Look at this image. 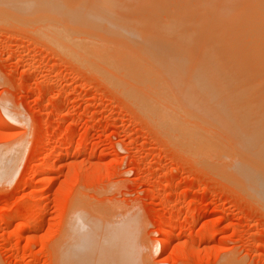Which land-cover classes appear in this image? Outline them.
I'll use <instances>...</instances> for the list:
<instances>
[{
	"label": "rangeland",
	"instance_id": "obj_1",
	"mask_svg": "<svg viewBox=\"0 0 264 264\" xmlns=\"http://www.w3.org/2000/svg\"><path fill=\"white\" fill-rule=\"evenodd\" d=\"M4 1H2L4 4L0 1V264H79L80 262L83 264L84 261L86 264H98L99 261L94 260H99V256L96 257L97 259H94V257L97 255L96 246L98 243H101L98 240L100 237L106 239L109 243L111 242L110 250L113 251V256H116L115 254L117 253L122 256L123 262L119 264L126 263V261V264H264V200L260 199V196L258 197L256 192H253V189H251L253 187L252 183L247 179V174L251 175L250 168L253 167L252 165L255 168V166L260 165L259 162L261 160H264L260 156V153H264V127L262 128L264 123L259 124L263 120L259 118L264 117V114L257 112V109H260L258 111H263L264 113V110H262L264 109V97L262 95H259L261 97L257 99H255V95L252 98L250 97L253 101L251 103L260 102V104L255 105L257 108L255 111L253 110L255 108L253 107L254 104H249V102H247L246 108H239V112L235 110L238 108H228L226 113L229 110L228 114L231 115H225L224 113V116L230 119L229 121L226 119L228 123H225V120L223 121L225 127L216 121L215 117V120L211 121L213 122L211 125H208V122L206 123L208 125L206 128L211 133L208 130L209 135L205 134L202 136L215 138L214 136L217 135L214 139L216 142L212 141L213 144L218 143L217 147L221 146L224 147L225 151L227 150L226 155L222 154V160H215L220 156L215 154L217 158H214L215 155L211 156L209 152L208 154L210 155L207 159L203 158L204 155L208 156L207 153L203 154L201 151H198L201 153L200 155H192L194 153H190L192 150L190 152L187 151L191 147L189 141L184 143V145L188 143L190 145L189 148L177 142L183 136L185 137H183V140H188L187 138L191 137L189 136L190 133L181 135L182 137L178 138V134H176L177 136L174 134L175 140H173V135H170V138H168V135L173 133L171 129L168 132L169 134L166 133L168 130L165 133L161 132L162 130L157 125L155 126V121H153L154 123L151 122L155 115L158 116L157 113L160 116L163 115L162 110L159 109L165 104L166 107L172 98L174 104L172 102L170 103L171 106L168 107H171L170 111H175L174 113L169 111L170 114L175 116L174 119L183 120L182 118L189 112L187 116L189 115L192 118L193 115V122L188 117H185L186 119L183 122L187 121L186 125L189 127L190 125L187 124L189 121L191 125L196 122V128L203 126L198 122L199 117L197 118V115L193 113V106H188L192 105V102L189 103L187 101H193L192 98L195 95H192L193 97L190 99L188 98L189 100H184L186 94L185 92L182 94V90H186V88L178 89L183 85V87H187L186 91L189 92L190 85L186 86V83L177 84L178 81L187 80L184 77H188L186 72L192 67V63L188 61L192 60L189 58H193L194 53L190 54L191 57L186 53L190 52V50H197L196 46H194L193 33L188 28L190 22L183 23L182 25L187 28L184 27L181 30V24L179 26L177 24L174 25V22H176L175 17L178 19L179 15H174L172 19V15L167 14L170 11L166 12V10L171 9L169 7H172V5L176 6L181 0H45L40 1L44 3L39 2L35 7L32 5L34 10L30 9L32 6L30 8L26 7L27 9L24 7L22 3L26 0L20 1L23 7H21V4H17L16 0V2L14 0ZM8 1L12 4L10 2L8 4ZM182 1L185 2V0ZM186 1L185 3L189 4L190 0ZM194 1L192 0V2ZM211 1H213V4L216 2L214 0ZM263 1L253 0L251 3L250 0H246V3H242L245 9L241 7L240 2L237 3L240 6L236 4L237 11L239 9L241 14H243L245 24L252 19V21H257H253L252 23H257L256 25L261 26V29L264 28V20H262L264 19ZM35 2L38 3V1ZM184 2L180 3L184 4ZM163 3L166 4L163 5L164 7H168H165L166 10L162 11V7L155 8ZM15 4L20 5L19 11V6L16 7ZM154 4L157 5L154 7ZM252 4L254 7L257 5L261 6L258 8L253 7L252 9ZM189 5L184 7L187 8ZM37 7L41 8L37 9ZM144 8L147 10L145 9L146 11H144ZM68 9L74 12L75 18L71 14H65V12H69ZM148 9H150L149 12L152 10L157 12V10L161 9V12H165L167 15H163L164 13L162 15L158 14L161 13L160 11L157 14H150V16L156 15L154 18H159V20H156L148 16L146 13ZM178 9L182 10L183 6ZM242 9L245 10V13L249 10V14H245ZM51 10L53 11L52 13H50ZM33 11L36 12L34 13ZM39 11L42 14H39ZM22 12L24 13L22 14ZM171 12H174V10ZM145 13L146 15H144ZM59 14L60 16H58ZM143 15L150 18L142 19ZM60 17L63 19L58 20ZM179 17L183 18L182 16ZM53 18L56 19L57 23L54 22L55 20L51 21ZM164 18L172 19L173 29L169 31L156 29V23ZM236 18L241 19L239 15ZM69 20L71 23H67ZM143 20H145L144 22L148 26L146 27V25H140L139 23L137 27L145 26V30L144 28L140 29H143L144 32H142L143 30H136V24ZM247 20L249 21L247 22ZM152 21L154 23H149ZM262 21L263 24H261ZM59 22L61 24L64 23L71 30H66L68 28L58 24ZM241 22L238 21L237 23ZM74 24L75 27H73ZM129 24L133 25L130 27H132L131 30L136 35L140 33V35L143 34V37L148 36L139 38L140 40L149 38L148 40L152 41L153 36H155L153 33L159 30L160 32L157 31V34L168 32L167 34L170 36L172 33L171 36L175 35L170 39L175 41L177 38L178 42H185L182 46L177 42L176 45L178 48L180 47L178 49L174 45L175 42L168 41L169 37L167 40H160L162 38L161 35H157L160 42L170 44L168 47L166 46L165 50L171 54L173 53V56L177 58V63L174 60L172 62L177 64L175 67L179 68L180 73L177 74V68H170L171 66L174 67L173 64L171 66L167 64L166 66L170 68L169 74L173 73L171 76L180 75L179 78L182 79L177 78L179 80H176V76H174L171 80H176V83L172 85L173 82L169 78L171 76L167 74L166 78L163 76L164 73H160L161 70L165 71V67L161 65L162 69L161 67V70L158 69L159 63L156 62L161 61L160 63L164 64V59L155 60L153 57H162L157 55V51L146 46L145 43H141L139 39L137 41L134 38H130L131 36L126 34V30L130 29L128 27ZM151 27H154L152 29L153 32H146V29H151ZM75 28L79 29V31H76ZM249 28L251 27L249 26ZM260 28L255 30L258 31V34L257 32L255 33L258 37L263 33ZM116 30L117 32L115 33ZM171 30L172 32L169 34ZM255 31H252V33ZM149 32L152 33L148 35ZM164 33L162 36L165 35ZM176 33H179L180 37L179 35L176 36ZM83 34L87 35V37L85 36V40L81 38ZM92 34L94 36L97 35L95 37L97 40L91 36ZM140 35L138 36L141 37ZM189 35L192 36L190 37ZM101 37L105 38L106 41L101 42ZM253 37L254 35L251 38ZM87 38H90L89 42ZM256 38L254 39L256 40ZM262 38L264 39V37ZM180 39L181 41H179ZM242 39L245 42L244 36ZM72 40L80 41H76L75 43ZM91 40L97 42H91ZM134 40L138 42L139 46H143L141 49H144V54L142 53L143 51L139 53L140 49L138 50V48L140 47L133 48L134 45L131 46L136 43ZM250 40L251 42L254 41ZM83 41L87 42L85 46H83ZM107 41L110 42V45ZM98 42L100 45H98ZM130 42L135 43L131 44ZM246 42L245 45L247 44ZM262 42L261 40L260 44ZM54 43H59L60 46ZM88 44H92L91 47ZM114 44L118 45V47L120 46L122 49L113 46ZM189 44L193 48L185 50V48L190 47ZM62 45L66 47H62ZM86 45L89 47L88 49H93L94 45L95 48L93 50L103 48L97 50L103 52L97 55L101 54L99 56L101 57L104 56L103 54L109 53L110 55H107L112 57L109 58L110 60L107 59L105 61L109 64L113 63L111 59H115L118 49L121 50L120 55H124L122 54L123 49H128L127 54L130 52V59L133 54H137L135 53L136 51H139L140 56L142 54V56H145L146 53V56L151 60L149 61L150 64H147L150 65V68L153 67L155 69L154 66H151L153 60L157 64L156 66H158L156 68L158 72L155 74L152 71L156 72V70L152 69L151 71L150 68L145 67L148 66L146 64L147 60L145 63H143L144 60L140 61L142 65H138L139 60L135 59L136 55L133 56L135 57V62H137L135 63L138 65L137 68L132 63L134 59L133 61L130 60L129 56H126L128 59H124V55L121 57H123L125 62L126 60L132 61L128 65H131V63L135 65L133 69L136 67V71H144L145 68L146 71H150L149 74L151 75V77L149 75L147 77L146 71H142L143 73L138 71L139 74L137 72L133 73L135 70L126 73L128 68L125 71L126 67L123 64L125 62L115 61L116 63L119 62L118 67H124L120 68L124 69L123 73L125 71L130 77L135 75L134 78L137 77L136 75L139 76L137 79L130 78L131 80H129V76L126 77V74L117 73L119 68L115 69L116 63H114L116 66L111 63L112 67L114 66V72L105 67L104 61L103 64L105 66L101 64L100 60H104L106 56L99 59L97 55H93L97 51H92L93 54L90 57L91 51L86 49ZM106 46L110 48L108 47V49ZM129 46L135 49V52L134 50L131 51L132 48ZM171 46H173L172 49ZM114 47L118 49L115 50ZM181 47L183 48L181 49ZM257 47L256 49H258ZM85 49L89 51V54H87L88 52ZM253 49L255 50V47ZM104 51L106 52L104 53ZM83 52L84 54L82 55ZM258 52L260 53L261 51ZM159 54L161 53L159 52ZM81 57H86L87 62ZM148 57H143L142 59H148ZM185 58L186 60H184ZM97 60H99L98 64ZM92 63L93 66H91ZM186 63H189V67ZM111 65L107 66L110 67ZM128 65L126 64V66ZM141 68L143 69L141 70ZM104 71L105 73L111 71L112 74L110 72L108 74H111L112 78L106 77L108 75ZM174 71H176V74ZM119 72L121 73V71ZM141 74L146 75L142 77ZM115 75L116 77H114ZM156 75L161 76L163 79H159V76ZM120 76L127 78L126 84L119 79L121 78ZM153 77H156L154 79L159 81L165 78L167 82L162 81L159 83L153 79L143 81L146 84L141 82L145 80L144 78ZM138 78H142L141 83L137 82L139 84L135 83ZM168 80L170 81L168 82ZM129 81L134 82V84L128 83ZM154 81L155 83H152ZM156 83L160 84V86L154 85L153 87L152 84ZM163 83L167 90H164L165 86L162 85ZM142 84L147 88L149 86L152 89L154 88V92L151 88L147 90L141 86ZM175 84L178 86H175ZM230 85L231 82L224 79H219L216 82L217 92H223V95H220L219 99L225 103L229 100L232 102L237 96L241 98L236 93L235 98L232 100L234 96L231 98V94H226L225 90ZM132 87L139 88L133 90ZM173 87L178 88L173 89ZM141 88H144L148 93L151 89L150 92L157 95L158 98L149 95L147 92L141 90ZM135 90L137 91L135 92ZM168 90H170L169 95L173 93L176 97L168 95L170 100L166 101L165 98L168 96L164 95L162 98L161 96L163 92V94H168V92L165 93ZM174 90L176 91L175 93ZM157 91L161 92L158 93ZM142 92L145 96H151L157 102L165 101L164 104L163 102H161L162 104L158 103L160 108L152 110L155 112L154 116L151 115V121L149 120L151 116L148 119L147 115H144L149 110L141 113L144 108L141 109L142 107L140 106V110H142L140 111L139 106L134 101L137 99L136 97L139 98V101L143 99L141 97L144 96ZM129 95H133L131 96L133 99ZM151 97L149 98L151 99ZM149 98H145L146 101L149 100V102L157 104L156 101L154 102L152 99L150 101ZM239 98L234 101H239ZM145 99L141 100L140 103H143L142 101ZM174 100H179L176 103L181 101L182 103H178L181 106L175 104ZM261 103L263 106H259L262 105ZM150 104L153 106L158 105ZM234 104L238 107L237 103ZM172 105H178L176 108L179 110L175 109V106L172 107ZM148 106L150 107V105ZM165 107L162 109L168 111L169 109L167 108L168 110H166ZM247 108H249V112H255V120L252 118V114H246L248 110L244 112V109L246 110ZM176 110L180 111V117H178L179 112ZM191 112L193 114H190ZM240 112L242 114H239ZM176 113L177 115H174ZM149 114L148 112V116ZM211 114L215 116L214 113ZM237 115L239 116V121L236 117ZM213 116L208 117L213 118ZM195 118L197 119L195 120ZM204 118H206V115H204ZM207 119L209 120V118ZM174 121L180 123V121ZM171 123H173L172 125L175 124L174 122ZM254 123L256 126H253ZM244 129L247 130L245 133ZM251 130L255 131L256 135ZM246 133L247 135H245ZM197 138L200 139L198 135ZM245 139L247 140L245 141ZM259 139L262 143L258 141ZM181 140L179 139V141ZM226 146L228 149H226ZM232 150L235 152L233 153ZM241 150H244V152ZM235 154H238L237 156L240 157L235 156ZM244 156H248V159ZM241 158L245 161L240 160ZM235 159L236 161H234ZM247 161L250 163H246ZM219 162L221 164H218ZM239 162L244 166L242 168L244 170L242 172L243 175L235 167ZM248 165L251 167L247 169ZM246 169L247 174L245 173ZM257 171L259 172L258 169ZM261 171L262 169H260L259 173H263ZM262 176H264V173ZM78 214L83 216L79 217L81 221L85 220V226L79 221ZM83 227L88 229V231L92 229L88 233L87 230L84 231L88 237L82 232ZM78 232H80V236ZM92 234L95 237L91 238ZM82 242H85V247L87 246L86 252L83 251L84 245L80 244ZM70 251L71 253L73 251V256L67 253ZM87 251L90 252L87 253ZM79 253L80 255H78ZM118 258H115V260H118ZM125 258H127L126 261H124ZM113 260H110V262ZM116 262L114 264L118 263Z\"/></svg>",
	"mask_w": 264,
	"mask_h": 264
},
{
	"label": "bare ground",
	"instance_id": "obj_2",
	"mask_svg": "<svg viewBox=\"0 0 264 264\" xmlns=\"http://www.w3.org/2000/svg\"><path fill=\"white\" fill-rule=\"evenodd\" d=\"M1 1V3H3V2H5L4 0H0ZM3 1V2H2ZM15 1V0H14ZM18 3L17 4H21V2L20 1H22V0H16ZM15 1V2H16ZM24 1V0H23ZM32 0H26L24 3H22V4H24V7L26 8V7H31L32 5H34V7H35V5H37V4H39V2L40 1H45V0H34V1H32ZM35 1H38V3L37 2H35ZM191 2H192V0H190ZM189 1V4H186L185 2H187L186 0H185V2L184 1H179L178 2V4L176 5V6H173L172 4V7H169V8H171V9H169V10H166V8H168L167 6H163V5H166V4H159L158 5V7L156 6L157 4H154V7L157 9V8H160V7H162V11H164V10H166V12L167 11H170V13H167V14H170V15H172V19L174 18V15L175 16H182L183 18H180L179 16H178V19H177V17H175L176 18V22H174V25H176L177 24V26H179V24H181V30H182V28H187L186 26H183L182 24L183 23H188V22H190V26L188 27V28H190V31L193 33V41H194V43H195V45L194 46H196L195 48H197V50H190V52H188V53H186V54H188L190 57H191V53H194V55H193V58L191 57V58H189V59H192V60H189L188 62L190 63H192V67H190L191 69H189L186 73H187V75H188V77H184V78H187V80H184L183 79V81H186V82H183V81H178L177 82V84H182V83H186V86H189L190 85V88H189V90L191 91H189V92H187L186 90H187V87H183V85H181V87L180 88H178V87H173V89L175 88H178V89H184V88H186V90L184 89V90H178V91H181L182 92V94L185 92V94H186V96H184L185 98H184V100L185 99H187V100H189L190 98H192L193 96L192 95H195V97L194 98H192L193 99V101H187V102H189V103H191L192 102V105L190 104V105H188V106H193L192 107V109H193V113H195L196 115H197V118H198V122L199 123H201L203 126H199V127H197L196 128V122L195 123H192V125H191V122L189 123H187V124H189L190 125V127L188 126V125H186V122L187 121H184L183 122V120H185L187 117H188V119L189 118H191V116H187V114L189 113V112H187V114H185L186 116H184V118H182L183 120H181V119H174V117L175 116H173V114H170L169 113V111H170V109H171V107L169 108L168 106H171L170 105V103H172L173 101V99L171 98V101H169L170 100V98H169V96H171V95H173V93L172 94H170L169 95V91L170 90H168V91H165V93L166 92H168V94L166 93V94H163L162 93V96H161V98L165 95H169L168 97H164L165 99H166V101H169L170 103H167V106L165 107V105H163V106H161V109H159V110H162V116H160L159 115V113H157L158 114V116L157 115H153L154 114V112L152 111V110H154V109H156V108H160V105L159 104H162L161 102H163V104H164V100H162V101H159V102H157L156 100H154V99H152V95L153 96H156L157 98H158V96L157 95H154L152 92H150L151 91V87L149 86L148 88H151L150 89V91H149V93L144 89V88H146L147 90H148V88L147 87H145L143 84L141 85V86H143L144 88H141V90H143V91H145V92H147L149 95H151V96H145V94L142 92V94H144V96H141V94H139V93H141L140 91H139V95L141 96V97H143V99H148L149 97H151V99L155 102H157V104L159 105H157L156 103V105L157 106H153V105H151L150 103H152V104H154L153 102H149V100L148 101H146V99L144 100V101H142L143 103H140L141 102V100H143V99H141L140 101H139V98L138 97H136L137 99H135L134 101L137 103V105L139 106V110H140V108L141 109H145L146 107V110L144 111V109H143V111L142 110H140V111H142L141 113H145V112H147L148 110V112L150 113L149 114V116H148V112L147 113H145L144 115H147V118L148 117H150L151 115H153L154 117L152 118V116L150 117V121H151V118H152V121L151 122H153V121H155V126L157 125L158 126V128L160 129V130H162L161 132H164L165 133V131H167L166 133L167 134H169L168 132H169V130L171 129L172 131H173V133L172 134H169L168 136V138H170V135H173V140H175L174 139V136L176 135V134H178V136H177V138L178 137H180L181 135L183 136V135H187L188 133H190L189 134V136H191L190 138L192 139H190V138H187L188 140H183L184 138L182 137V138H179V139H182L181 141H179V139L177 140V142H178V144H180V143H182V145H184V143H186V142H188L189 141V143H191V147L189 148V144L187 143V145L185 144L184 146H187L189 149L187 150V151H189L190 152V150H192L190 153H192V152H194V153H192V155L194 154V156H196V155H200L201 153H207V155L208 156H206V155H204L203 156V158H206L207 159V157H209V155L211 154V156L213 155H219L218 157L220 158H217L216 157V155L214 156V158H217V159H215V160H222V154H225L226 153V151H225V149H223L224 147H217V144L218 143H214L213 144V142L212 141H214V142H216L214 139L217 137V135L216 136H214V135H212V136H214L215 138H211V136H208L209 134H208V130L209 129H207L206 127L208 126V125H211V123H213V122H211L212 120H215L214 119V117L217 119L216 121H218V122H220L221 123V125L222 126H224L225 127V124H224V120H225V123H228V121L230 120V119H228L227 118V116L225 117L224 116V113H225V115H227L228 114V112H229V110L227 111V113H226V110L229 108V109H231V108H238V109H235V110H238V112H239V108H246V104H247V102H249V104H254L253 105V107H255V105H258V104H260V102L259 103H251V102H253L251 99H250V97L252 98L254 95L256 96L255 97V99H257V98H260L261 96H259V95H262V97H264V44H263V42H264V39L262 38L261 39V37H264V31H263V29L264 28H260L261 26H259V25H256L255 24V22H257V21H255V20H253V21H255L254 23H252L253 21H252V19H250V21L249 20H247V22L249 21V22H251V23H246L245 24V20H243V14H241V12L239 11V9H238V11H237V8H236V6L237 5H239V4H237V3H239L240 2V5H242V3H246V0H214V2H215V4H213V1H211V0H193L194 2H190ZM238 1V2H237ZM248 1V0H247ZM251 1V3L253 2V0H250ZM259 1V0H258ZM261 1V0H260ZM263 1V0H262ZM6 2H7V0H6ZM9 2L10 1H8V4H9ZM180 2H184V4L183 3H180ZM257 2V1H256ZM264 2V1H263ZM34 3H36V4H34ZM40 3H44V2H40ZM4 4V3H3ZM5 4H7V3H5ZM10 4H12L11 2H10ZM21 4V7H23V5ZM144 4V3H143ZM181 4V5H180ZM237 4V5H236ZM256 4V3H255ZM259 4V3H258ZM261 4V3H260ZM16 5V4H15ZM15 5H14V7H15ZM145 5V4H144ZM168 5V4H167ZM189 5V7H184V6H188ZM239 5V6H240ZM249 5H251V4H249ZM262 5V4H261ZM261 5H259V6H261ZM19 6V7H18ZM136 6L138 7V5L136 4ZM181 6H183V9L181 10V9H178V8H181ZM258 5L256 6V7H254L253 6V4H252V9H253V7L254 8H258L259 7ZM16 7H18V11H19V8H20V5H16ZM42 7H44V6H42ZM148 7H151V6H148ZM148 7H146V8H148ZM174 7V9H172ZM241 7H243L244 9H245V6L244 5H242ZM263 7V6H262ZM41 8V7H40ZM40 8H38L37 7V9H40ZM58 8V7H57ZM136 8V7H135ZM146 8H144V11H146L147 9ZM27 9V8H26ZM30 9H33V6H32V8H30ZM48 9V8H47ZM46 9V10H47ZM128 9V8H127ZM138 9V8H137ZM146 9V10H145ZM151 9H154V8H152L151 7ZM178 9V10H177ZM234 9H236L235 11H234ZM244 9H242V11L244 12L245 10ZM17 10V9H16ZM15 10V11H16ZM23 10H24V8H23ZM22 9H21V11H23ZM34 10V9H33ZM42 10V9H41ZM69 10V12L67 11V12H65V14L66 13H68V14H71V16H73L74 18L76 17L75 15H74V12H71L70 11V9H68ZM172 10H174V12H171ZM259 10V9H258ZM27 11V10H26ZM72 11H73V9H72ZM150 11V9H148V11L146 12L147 14H148V16H150V14L152 15V13H154V14H157L159 11L161 12V9H159V11L157 10V12L156 11H154V10H152V11H154V12H149ZM249 11V10H248ZM248 11L246 12V13H248ZM29 12H31V11H29ZM34 13L36 12V11H33ZM47 12V11H46ZM53 11L51 10L50 11V13H52ZM61 12V11H60ZM63 12V11H62ZM156 12V13H155ZM237 12H239L238 14H236ZM24 12H22V14H23ZM41 12L39 11V14H40ZM43 13H45L44 11H43ZM146 13L144 14V15H146ZM164 13V14H163ZM245 13V12H244ZM245 13V14H246ZM37 14V13H36ZM42 14V13H41ZM57 14V13H56ZM62 14V13H61ZM76 14V13H75ZM135 14V13H134ZM158 14H163V15H167L165 12H161V13H158ZM244 14V15H245ZM249 14V13H248ZM254 14V13H253ZM261 14V13H260ZM30 15V14H29ZM52 15V14H51ZM144 15H143V18L142 19H148V18H154L156 15H153V16H150V17H144ZM169 15V16H170ZM238 15H239V17L241 18L240 20L239 19H237L236 17H238ZM27 16H28V13H27ZM58 16H60V14L58 15ZM137 16H139L138 14H137ZM158 16H160V15H158ZM242 16V17H241ZM246 16V15H245ZM255 16V15H254ZM263 16V15H262ZM62 17V16H61ZM60 17V19H58V20H61V19H63V18H61ZM63 17H64V13H63ZM67 17V16H66ZM65 17V18H66ZM131 17V16H130ZM248 17V16H247ZM64 18V20H66ZM139 18V17H138ZM138 18H135V19H138ZM34 19H35V16H34ZM50 19V18H49ZM131 19V18H130ZM141 19V18H140ZM154 19H156V20H159V18L157 19V18H154ZM172 19H170V18H168V19H161L158 23H156V29H162L163 31H169L170 29H173L172 28V22L173 21H171ZM249 19V18H248ZM262 19V18H261ZM40 20V19H39ZM42 20V19H41ZM54 21V22H56V19H51V21ZM151 20V19H150ZM175 20V19H174ZM258 20V19H257ZM262 20H264V19H262ZM33 21V20H32ZM46 21H48V20H46ZM73 21H75V20H73ZM145 20H143V21H137L138 22V24H136V30L138 29V30H140L141 28H144V30H145V28L148 26V25H146L145 23L146 22H144ZM241 22V23H237V22ZM36 22V21H35ZM43 22V21H42ZM61 23H62V21H60ZM58 23V24H60V25H63V26H65L64 25V23L63 24H61V23ZM136 22V23H137ZM259 22V21H258ZM261 22V21H260ZM51 23V22H50ZM57 23V22H56ZM67 23H71L70 22V20L69 21H67ZM66 23V24H67ZM74 23V22H73ZM72 23V24H73ZM75 23H77V22H75ZM139 23H140V25H146V27L145 26H142V27H137L138 25H139ZM142 23V24H141ZM149 23H154L153 21L152 22H149ZM243 23H244V25L246 26H244L243 25ZM40 24V23H39ZM38 24V25H39ZM58 24H56V25H58ZM135 24V23H134ZM239 24V25H238ZM255 24V25H254ZM258 24H260V23H258ZM261 24H263V21H262V23ZM42 25V24H41ZM44 25V24H43ZM45 25H47V24H45ZM55 25V26H56ZM68 25V24H67ZM132 24H129V28L130 29H128V30H126V34H128L129 36H131L130 38H134V39H136L137 41H138V39L139 38H145V37H143L142 35H140V33H138V35H140L141 37H139L138 35H136L132 30H131V28L132 27H130ZM149 25H152V24H149ZM155 25V24H154ZM264 25V24H263ZM262 25V26H263ZM51 26V25H50ZM70 26V25H69ZM78 26V25H77ZM77 26H76V28H77ZM133 26V25H132ZM243 26V27H242ZM249 26L251 27V28H249ZM257 26V27H256ZM49 27V26H48ZM65 27H67V26H65ZM73 27H75V24H74V26ZM242 27V28H241ZM256 27V28H255ZM68 28V27H67ZM75 28V30L76 31H79V29L77 30ZM148 28H150V27H148ZM244 28V29H243ZM249 28V29H248ZM261 29L262 30V32L263 33H261V36L260 37H258V35H256L255 33L257 32V34H258V31H255V30H257V29ZM41 29H42V27H41ZM43 29H45V27H43ZM52 29V28H51ZM54 29V28H53ZM152 29H154V27H151V29H146L147 31L146 32H148V31H152L153 32V30ZM176 29H178V28H176ZM57 30H59V29H57ZM62 30V29H61ZM66 30H71V28L69 29H66ZM83 30V29H82ZM106 30V29H105ZM143 30V29H142ZM142 30H140V31H142ZM144 30L142 31V32H144ZM184 30H187V29H184ZM246 30H248L247 32H246ZM42 31V30H41ZM60 31V30H59ZM80 31H81V28H80ZM103 31V30H102ZM157 31L158 32H160L159 30H156L155 31V33H153V35H155V36H153L154 38H153V40L152 41H150V40H148V39H139V41L141 42V43H145L146 44V46H149V47H151V48H153V50H155V51H157V55H159V56H162L161 58L160 57H153V58H155V60L157 59H160V60H163L164 59V64L163 63H160L159 61L158 62H156V63H159V68L158 69H160V67H161V69H162V66L161 65H164V67L166 68V69H168V70H166L165 68H164V70L167 72H163L161 69V72L160 73H164V75L163 76H165L166 78H167V74H168V76L170 75H172L173 73H171V74H169L170 72H169V69L170 68H177V67H175V65H177V64H174V62H172L173 60L174 61H176V63H177V58L175 57V56H173V53L171 54L170 52H168V51H166L165 50V48H167L168 47V45H170V44H167L166 42H160L159 41V39H158V37H157V35H161V37L162 38H160V36H159V38H160V40H162V39H168V37H169V39H168V41L169 40H171L172 42H175V44L174 45H176L177 44V42H178V40H177V38L175 39V41H173V39H170V38H173V36L175 35H173V36H171L172 35V30L169 32V34L171 33V35L170 36H168V32H162L161 34L159 33V34H157ZM175 31H179V30H175ZM241 31H243L242 32V34H240L241 33ZM252 31H255V32H253L252 33ZM260 31V30H259ZM44 32V31H43ZM67 32V31H66ZM73 32V31H72ZM113 32H114V30H113ZM117 32V30L115 31V33ZM118 32H119V30H118ZM136 32V31H135ZM152 32H149L148 33V35L149 34H151ZM179 32H181V31H179ZM251 32V33H250ZM51 33H53V32H51ZM62 33V32H61ZM76 33V32H75ZM83 33H85V31H83ZM165 34V35H163L162 36V34ZM184 33V32H183ZM185 33H187L186 31H185ZM251 35H250V34ZM42 34V33H41ZM79 34H81V33H79ZM90 34V33H89ZM95 34V33H94ZM94 34H92L91 36H93V38H95V37H97V35H95L94 36ZM245 34V35H244ZM260 34V33H259ZM62 35V34H61ZM123 35V34H122ZM179 35V37H180V34L179 33H176V36H178ZM254 35V37L253 38H251L252 36ZM263 35V36H262ZM83 36H84V38H83ZM85 36L87 37V35L86 34H83L82 36H81V38L82 39H86L85 38ZM138 36V37H137ZM190 36V35H189ZM192 36V35H191ZM190 36V37H191ZM243 36H244V39H245V37L247 36V38L245 39V42L247 41V40H250V39H252V40H254V41H252L251 42V40L250 41H247L246 43V45H245V42H243ZM49 37V36H48ZM51 37V36H50ZM88 37H90V36H88ZM148 37V36H147ZM157 37V38H156ZM255 37H257V38H259V39H257L256 38V40L254 39ZM67 38V37H66ZM91 38V37H90ZM90 38H87L88 39V42H89V39ZM100 38V37H99ZM116 38V37H115ZM150 38H151V36H150ZM182 38H184V37H182ZM186 38H188V37H186ZM46 39V38H45ZM50 39V38H49ZM52 39V38H51ZM69 39V38H68ZM101 39H103V40H101ZM101 39H100V41L102 42V41H106L105 40V38H102L101 37ZM121 39V38H120ZM124 39V38H123ZM122 39V40H123ZM263 41L261 44H260V42H261V40ZM54 40V39H53ZM71 40V39H70ZM81 40V39H80ZM80 40H78V41H80ZM95 40H97L96 38H95ZM126 40V39H125ZM131 40V39H130ZM165 40V41H166ZM183 40V39H182ZM259 40V41H258ZM65 41V40H64ZM67 41V40H66ZM74 40H72V42H73ZM77 41V40H76ZM76 41H74L75 43H76ZM77 41V42H78ZM87 41V40H86ZM99 41V40H98ZM135 41V40H134ZM137 41H135V42H130L131 44L132 43H135V44H132L131 46H133V48L134 47H140V48H138V50L140 51H138L139 53H141V51H143L144 49H141L143 46H139L138 45V42ZM179 41H181V39L179 40ZM185 41V40H184ZM81 42H82V40H81ZM81 42H79L80 44H82ZM84 42V41H83ZM91 42H97V41H93V40H91ZM192 42V41H191ZM255 42V43H254ZM50 43V42H49ZM87 42H84V45L83 46H85V44H86ZM104 43V42H103ZM107 43L109 44L110 42L109 41H107ZM127 43V42H126ZM185 43V42H184ZM183 43V41H181V42H178V44H180V46H182V44H184ZM250 43V44H249ZM54 44H56V45H59V43H54ZM62 44V43H61ZM68 44H70V43H68ZM79 44V45H80ZM106 44V43H105ZM113 44V43H112ZM187 44V43H186ZM185 44V46H187ZM71 45V44H70ZM69 45V46H70ZM89 45V44H88ZM92 45V44H91ZM91 45H89V47H91ZM98 45H100L99 44V42H98ZM107 45V44H106ZM110 45V44H109ZM173 45V46H174ZM190 45V47L189 48H185L184 46V48H185V50H188V49H190V48H193V47H191V44H189ZM188 45V46H189ZM258 45H260L259 47H257ZM262 45V46H261ZM60 46V45H59ZM73 46V45H72ZM75 47H76V45H74ZM87 46V45H86ZM105 46V45H104ZM113 46H117L118 47V45H113ZM112 46V47H113ZM125 46V45H124ZM131 46H129V47H131ZM167 46V47H166ZM173 46H171V49H172V47ZM177 46V45H176ZM255 47V50H254V52H253V50H252V48H254ZM62 47H66V46H63L62 45ZM81 47V46H80ZM79 47V48H80ZM88 46H87V48L86 49H88L89 48ZM102 47H103V45H102ZM109 46H106V48H108ZM115 48V50L116 49H118V48H121L120 46L118 47V48ZM183 47H181V49L183 48ZM256 47L258 48V49H256ZM261 47V48H260ZM61 48V47H60ZM69 48V47H68ZM95 47H94V45H93V49H94ZM105 48V47H104ZM110 48V47H109ZM108 48V49H109ZM128 48V47H127ZM132 48V47H131ZM131 49V51L132 50H134V52H135V49ZM176 48H178V46L176 47ZM260 48V49H259ZM67 49V48H66ZM75 50H76V48H74ZM77 49H78V47H77ZM84 49V48H83ZM85 49V51H87ZM92 49V48H91ZM91 49H88V50H90L91 51V53L89 54V51H87L88 53L87 54H89L90 55V57H92L91 55L93 54V52L94 51H97V50H101V49H103V48H96L97 50H91ZM112 49V48H111ZM122 49V48H121ZM137 49V48H136ZM178 49H180V47L178 48ZM177 49V50H178ZM200 49V50H199ZM62 50V49H61ZM128 50V49H127ZM126 49L124 50L123 49V52H122V54H124V55H120V51L121 50H117V52L116 53H118V54H115L114 52H113V54H115V55H117L116 57H115V59H111V61H113V63H112V65H114V63H116L115 61H117V60H119V62H125V58H127L126 56H129V59H130V55H129V53L127 54V52L129 51H127ZM256 50H257V52L258 51H261L260 53L258 52H256ZM72 51H74L73 49H72ZM93 51V52H92ZM79 52V51H78ZM106 51H104V53H105ZM108 52H110V51H108ZM137 51L135 52V53H137V54H133V53H131V54H133V56H135L136 55V58L135 57H133L132 56V58L130 59V60H132L133 61V59L135 58L136 60L138 59L139 60V63H138V65H142V64H140L141 62L140 61H143V63H145L146 62V60H147V62H146V64L147 63H149L150 64V62L149 61H151L150 59H149V57L148 56H146V53H145V56H142L143 54H144V51L142 52L143 54L140 56V54L138 53ZM149 52H152V51H149ZM159 52L161 53V54H159ZM178 52H180V51H178ZM70 53V52H69ZM73 53V52H72ZM99 53H103L102 51H97L96 52V54H93L94 56H96L97 54H99ZM184 53V52H183ZM256 53V54H255ZM76 54V53H75ZM79 54V53H78ZM84 54V52L82 53V55ZM86 54V55H87ZM100 54V55H101ZM107 54H109V53H107ZM106 53L105 54H103L104 56H106V57H108V58H106V57H104V56H101V57H104V58H102V59H104V60H100L101 62V64L102 65H104L105 66V64H106V68L108 67L112 72H114L115 71V69L117 70V68H119V70H118V74H122L123 72V70L124 69H120L121 67L122 68H124V67H126L125 68V71H127L126 73H128V72H130L131 70H135V69H137L138 68V65L137 64H135V63H137V62H135V59H134V61L132 62V61H127L126 60V62L125 63H123V64H125L124 65V67L123 66H121V67H118L119 66V62L118 63H116V65H114V66H116V68L114 69V66L112 67V65H111V63L109 64V63H107V62H105L107 59L108 60H110L109 58H111L112 56H108ZM148 54V53H147ZM185 54V53H184ZM191 54V55H190ZM74 55V54H73ZM77 55V54H76ZM75 55V56H76ZM100 55H97V57H99ZM110 55V54H109ZM118 55H120V56H118ZM140 57H139V56ZM179 55V54H178ZM80 56H81V54H80ZM121 56H124V59H123V57H121ZM84 57V56H83ZM83 57H81V58H83ZM86 57H88V56H86ZM86 57L85 58H83V59H85L86 60V62H87V59H86ZM101 57H99V59H101ZM119 59H118V58ZM120 57H121V59H120ZM139 57V58H138ZM143 57H148V59L147 58H144V59H142ZM117 58V59H116ZM93 60H94V58H92ZM96 59V58H95ZM98 59V58H97ZM128 59V58H127ZM141 59V60H140ZM179 59V58H178ZM80 60H82V59H80ZM124 60V61H123ZM184 60H186V58L184 59ZM91 61V60H90ZM90 61H88V62H90ZM103 61L105 62V64H103ZM84 62V61H83ZM86 62H85V64H86ZM98 62H99V60H97V64H98ZM129 62H132V63H134L136 66H137V68L135 67V69H133L134 68V64L132 65V63H131V65H128V63ZM172 62V63H171ZM182 62V61H181ZM152 64H151V66H154L155 67V69H153V67L152 68H150V65L149 64H147L148 66H145V67H147V68H150L151 69V71H152V69L153 70H156V68L158 67V66H156L157 64H155V62L152 60V62H151ZM171 63V64H170ZM189 63H186L187 64V66L189 67ZM121 64V63H120ZM122 64V65H123ZM126 64L129 66H126ZM130 64V63H129ZM154 64V65H153ZM174 65V67L173 66H171L170 68H169V66H166V65ZM86 65H88V64H86ZM107 65H111L110 67L109 66H107ZM183 65V64H182ZM181 65V66H182ZM91 66H93V63H92V65ZM96 66H98V65H96ZM144 66V65H143ZM143 66H140V67H143ZM186 66V65H185ZM183 67H184V65H183ZM182 67V68H183ZM99 68H100V65H99ZM128 68V69H127ZM146 68V69H147ZM114 69V70H113ZM127 69V70H126ZM130 69V70H129ZM140 69V68H139ZM143 68H141V70H142ZM149 69V70H150ZM158 69L156 70V72L155 71H152L153 73H157L158 72ZM179 68H177L176 70H178ZM181 69V68H180ZM186 69V68H185ZM103 70H105V69H103ZM111 71H107L106 73H105V71H104V73L106 74V75H108V76H106V77H109V78H112V76H111ZM119 71H121V73L119 72ZM125 71H124V75L126 74L125 73ZM138 71L139 70H135V72L133 71V73H136L137 72V74H139L138 73ZM143 71V70H142ZM142 71H139L140 73H143L144 71H146L145 70V68H144V71L142 72ZM173 71V70H172ZM185 71V70H184ZM100 72V71H99ZM111 73V74H108V73ZM150 72V71H149ZM149 72H148V70L146 71V73H147V77H148V75H149V77H151V75L149 74ZM175 72V74H176V71H174ZM182 73H184L183 71H181ZM178 73H180L179 72V70H178V72H177V74ZM152 74V73H151ZM123 75V76H124ZM142 75V74H141ZM141 75H140V77H141ZM144 76L146 75V74H143ZM142 75V77H144ZM160 75V74H159ZM159 75H156V76H159ZM127 76H129V74L127 75L126 74V77ZM137 77H139L138 75H136ZM153 76V75H152ZM174 76H176L175 78H176V80H179V79H182V78H179V76L178 75H173V76H171V77H169L170 78V80L172 79V78H174ZM183 76V75H182ZM185 76V75H184ZM114 77H116V75L114 76ZM121 77V76H120ZM119 78L122 82H125V84H126V82L128 81L127 80V78ZM135 77V75L133 76L132 75V77H128L129 78V80H131V79H133ZM137 77L136 78H134V79H137ZM108 78V79H109ZM117 78H118V76H117ZM131 78V79H130ZM154 78H156V77H153V78H144L145 80H142L141 81V79L140 78H138V80H136L135 81V83H137L138 81L140 82H143V81H148L149 79H153V80H155L156 82L158 81L159 83H161L162 81H166L165 80V78H164V80H156V79H154ZM161 78V76H159V79ZM177 78H179V79H177ZM104 79V78H103ZM114 79V78H113ZM116 79V78H115ZM126 79V80H125ZM157 79H158V77H157ZM161 79H163V78H161ZM219 79H224V80H227V81H230L231 82V85H230V87L228 88V89H226L225 90V92H226V94L227 93H229V94H231V98H232V96H234L233 98H232V100L235 98V96H236V93H238V95H240V97L241 98H239L238 96H237V98H235L234 100H236V99H240L239 101H228L227 103H229V104H227V103H225L223 100L221 101V99H219L220 98V95L222 96L223 95V92H217V88H216V82H217V80H219ZM106 80V79H105ZM152 80V81H153ZM170 80H168V82L170 81ZM176 80H171V82H173V84L172 85H174V83H176L175 81ZM116 81V80H115ZM132 81H134V80H132ZM132 81H129L128 83H132V85L134 84V82H132ZM155 81L154 82H152V83H155ZM120 82V81H119ZM140 82V83H141ZM167 82V81H166ZM165 82V84H167ZM181 82V83H180ZM118 83V82H117ZM144 84H146L145 82H143ZM119 84V83H118ZM137 84H139V83H137ZM122 85V84H121ZM124 85V84H123ZM153 85V87H154V85H158L157 83L156 84H152ZM162 85H164V83L162 84ZM172 85H170L171 87H172ZM253 85V86H252ZM113 86V85H112ZM158 86H160V84L158 85ZM157 86V87H158ZM165 86V85H164ZM169 86V85H168ZM175 86H178V85H176L175 84ZM252 86V87H251ZM124 87V86H123ZM140 87V86H139ZM139 87H136L137 89L139 88ZM171 87H170V89H171ZM250 87V88H249ZM136 88H133L132 87V89L134 90V89H136ZM161 88V87H160ZM154 89V88H153ZM152 89V90H153ZM162 90H163V88H161ZM155 90V89H154ZM154 90H153V92H154ZM164 90H167V88H166V86H165V89ZM255 90H257L256 92H254ZM137 90H135V92H136ZM224 91V90H223ZM158 93L159 92H161V91H157ZM171 92H173V91H171ZM176 91L174 90V93H175ZM180 92V93H181ZM187 92V93H186ZM156 93V92H155ZM253 93H255V94H253ZM161 94V93H160ZM160 94H159V96H160ZM176 94H179V93H176ZM184 94V95H185ZM180 95V94H179ZM131 96H133V95H129V97H131ZM259 96V97H258ZM145 97V98H144ZM173 97L175 98L176 96L175 95H173ZM187 97V98H186ZM132 99H133V97H131ZM156 98V99H157ZM160 98V97H159ZM179 98V97H178ZM183 98V97H182ZM189 98V99H188ZM150 99V98H149ZM151 99H150V101H151ZM168 99V100H167ZM254 99V98H253ZM261 99H263V98H261ZM138 100V101H137ZM180 100V99H179ZM179 100H174L175 101V104H178V103H180V102H178V103H176V101H179ZM251 100V101H250ZM255 101H257V100H255ZM254 101V102H255ZM144 102H147V103H144ZM237 103V105H238V107L234 104V103ZM149 103V104H148ZM182 103V102H181ZM141 104V105H140ZM146 104V105H145ZM154 104V105H155ZM172 104H174V102L172 103ZM262 104V103H261ZM263 104H264V102H263ZM263 104L262 105H259V106H263ZM148 105H150V107L148 106ZM179 105V104H178ZM178 105H172V107L173 106H175V109H177L176 108V106H178ZM244 105H245V107H244ZM141 106V107H140ZM144 106V107H143ZM153 106V107H152ZM179 106H181V105H179ZM184 106V105H183ZM182 106V107H183ZM165 107V109L166 110H168V111H165L164 109H162V108H164ZM250 107V109L252 108L251 107V105L249 106ZM258 107V106H257ZM168 108V109H167ZM187 108V107H186ZM151 109V110H150ZM174 109V108H173ZM182 109H184V108H182ZM182 109H180V111H182ZM232 109V110H233ZM249 108H247L246 110L244 109V112L245 111H247ZM257 108L255 107V108H253V110L255 111ZM164 110V111H163ZM177 110H179V109H177ZM176 110V111H177ZM189 110H191V109H189ZM188 110V111H189ZM258 110H260V109H257V112H259V113H262V114H264L263 113V111H258ZM262 110H264V109H262ZM156 111H158V110H156ZM180 111H177V112H179L178 113V117H180L181 115H179V114H181L180 113ZM240 111H242V110H240ZM249 112V110L247 111V113L246 114H248V115H250V114H252L251 116H252V118L254 119V118H256L255 117V115H254V113L255 112ZM171 113H174L175 111L173 110V111H170ZM185 112V111H184ZM249 112V113H248ZM192 112L190 113V114H193ZM206 113V114H205ZM211 113H214V115L215 116H213V114H211ZM202 114H204V115H206V118H204V115L202 116ZM213 116V118H211V117H208V116H211V115ZM239 114H242L241 112L239 113ZM245 114V113H244ZM174 115H177V113L176 114H174ZM228 115H231V114H228ZM260 115V117H262L261 116V114H259ZM258 115V116H259ZM157 116V118H155ZM240 116H242V115H240ZM186 117V118H185ZM237 118H238V121H239V116L237 115L236 116ZM245 117H246V115H245ZM192 118H193V115H192ZM191 118V119H192ZM197 118H195V120L197 119ZM207 118H209V120L207 119ZM219 118H221V119H219ZM235 118V117H234ZM203 119H205V120H203ZM211 119V120H210ZM226 119L228 120L227 122H226ZM244 119V118H243ZM252 119V120H253ZM259 119H263L261 122H259V124H261L262 122L264 123V117H262V118H259ZM259 119H258V121H259ZM174 120H176V121H180V123H178V122H175ZM194 120V121H195ZM236 120V119H235ZM246 120V119H245ZM249 120H250V118H249ZM255 120V119H254ZM240 121H241V119H240ZM171 122H174L175 124L174 125H172L173 123H171ZM181 122H183V123H181ZM192 122H193V119H192ZM203 122H204V124L206 125V123L208 122V125H204L203 124ZM235 122V121H234ZM255 122V121H254ZM152 123V124H153ZM237 123H239V122H237ZM241 123V122H240ZM252 123V122H251ZM194 124H195V127H194ZM230 125H231V123H229ZM247 124L249 125V123L247 122ZM258 124V125H259ZM184 125H186V126H184ZM197 125H198V123H197ZM200 125V124H199ZM241 125V124H240ZM245 125V124H244ZM253 125V124H252ZM264 125V124H263ZM160 126V127H159ZM205 126V127H204ZM214 126V125H213ZM253 126H256V124L254 123V125ZM193 127V128H192ZM211 127V126H210ZM223 127V128H224ZM233 127V126H232ZM246 127V126H245ZM250 127V126H249ZM248 127V128H249ZM260 127V126H259ZM264 126H262V128H263ZM162 128V129H161ZM190 128H192V129H190ZM197 130H195V129ZM198 128H200V129H198ZM222 128V129H223ZM236 128H238V127H236ZM247 128V129H248ZM158 129V130H159ZM164 129V130H163ZM195 131H194V130ZM226 129V128H225ZM170 130V131H171ZM191 130V131H190ZM255 130H257V129H255ZM261 130H263V129H261ZM194 131V132H193ZM210 131V130H209ZM237 131V130H236ZM244 131V133H245V131H247V130H243ZM253 130H251V132H252ZM258 131L260 132V130L258 129ZM193 132V133H192ZM240 132V131H239ZM255 131H253V133H254ZM259 132H258V134H259ZM159 133V132H158ZM209 133H211V131L209 132ZM175 134V135H174ZM196 134V135H195ZM205 134H208L207 136L208 137H204V136H202V135H205ZM226 134V133H225ZM252 134V133H251ZM163 135V134H162ZM166 135V134H165ZM197 135H198V137L200 138V139H198L197 138ZM211 135V134H210ZM230 135V134H229ZM241 135H244V134H241ZM240 135V137L242 138V136ZM245 135H247V133L245 134ZM254 135H256L255 133H254ZM167 136V135H166ZM188 136V137H189ZM194 136V137H193ZM231 136V135H230ZM251 136H253V135H251ZM262 136V135H261ZM164 137V136H163ZM172 137V136H171ZM202 137V138H201ZM246 137H248V136H246ZM252 138H254V137H252ZM218 139V138H217ZM216 139V140H217ZM235 139H237V138H235ZM257 139H258V137H257ZM195 140V141H194ZM200 140V141H199ZM247 139H245V141H246ZM170 141V140H169ZM199 141V142H198ZM259 142L261 141L260 139L258 140ZM176 142V141H175ZM218 142V141H217ZM240 142H241V140H240ZM248 142V141H247ZM229 143V142H228ZM237 143V142H236ZM260 143H262V142H260ZM243 144V143H242ZM197 145V147L195 148V146ZM248 145V144H247ZM250 145H251V143H250ZM253 145V144H252ZM255 145V144H254ZM175 146H177V145H175ZM259 146V145H258ZM260 146H262L261 144H260ZM241 147V146H240ZM263 147H264V145H263ZM219 148V149H218ZM229 148H231V147H229ZM258 148V147H257ZM182 149V148H181ZM193 149H194V151H193ZM226 149H228L227 148V146H226ZM260 149H262V148H260ZM250 150V149H249ZM181 151V150H180ZM198 151H201V153L200 152H198V154H196ZM233 151V150H232ZM241 151H243L244 152V150H241ZM261 151V150H260ZM183 152V151H182ZM208 152L210 153V154H208ZM235 151H233V153H234ZM249 152H251V151H249ZM228 153V152H227ZM263 153V152H262ZM187 154V153H186ZM228 154H231L230 152L228 153ZM239 154V153H238ZM238 154H235V156H237ZM250 154V153H249ZM249 154H247V155H249ZM55 155V154H54ZM191 155V154H190ZM226 155V154H225ZM232 155H234V154H232ZM240 155V154H239ZM187 156H188V154H187ZM260 156L264 159V153L263 154H261L260 153ZM259 156V157H260ZM202 157V156H201ZM223 157H224V155H223ZM225 157H227V156H225ZM237 157H240V156H237ZM237 157H234V158H237ZM244 157H247V159H248V156H244ZM213 158V157H212ZM194 159V158H193ZM231 159H232V157H231ZM257 159V158H256ZM261 159V158H260ZM198 160V159H197ZM203 160V159H202ZM240 160H243V158H241ZM199 161V160H198ZM208 161V160H207ZM233 161V160H232ZM234 161H236V159L234 160ZM245 160H243V162H244ZM263 161V162H262ZM210 163H212L211 161H209ZM214 163H215V161H213ZM242 161H241V163H243ZM249 161H247L246 163H248ZM252 162V161H251ZM259 162V161H258ZM200 163H201V161H200ZM228 163H231V162H228ZM240 162L238 163V165H236L235 167H237V169H238V172L239 171H241L240 173H241V175H243L242 174V172L244 171L242 168L244 167L243 166V164H241ZM250 163V162H249ZM218 164H221L220 162L218 163ZM236 164V163H235ZM234 164V165H235ZM259 164L260 165H257V166H255V168H253L254 167V165H252V164H250V165H252L253 167H249V165L246 167L247 169L248 168H250V173H251V175L248 173H246L247 172V169L245 170V173L248 175V177H247V175H245V173H244V175L247 177V179L250 181V183H252V188L251 189H253V192H256L257 194H258V197L260 196V199H262V200H264V176H262L263 175V173H264V160H261V162H259ZM223 165V164H222ZM258 166H260V167H258ZM50 167V166H49ZM240 167H241V169H240ZM263 167V168H262ZM257 169L259 170V172H260V169H262V171L261 172H263V173H259L258 171H257ZM238 174V173H237ZM236 174V175H237ZM246 177H244V178H246ZM247 182V181H246ZM244 183V182H243ZM245 184V183H244ZM248 184H249V182H248ZM246 185V184H245ZM250 185V184H249ZM248 185V186H249ZM247 187V186H246ZM257 197V198H258ZM255 198V197H254ZM264 208V207H263ZM37 211V210H36ZM35 212V211H34ZM19 214V213H18ZM71 215V214H70ZM73 216V215H72ZM75 216V215H74ZM79 216H81V217H83L81 214H78V219H79V221L82 223V225H84V223H85V220L83 221H81L80 220V217ZM34 217V216H33ZM69 217V216H68ZM33 219V218H32ZM71 219V218H70ZM78 219H77V222H78ZM73 220V219H72ZM33 221V220H32ZM31 221V223H33ZM35 222V221H34ZM75 222V221H74ZM71 223V222H70ZM79 224V223H78ZM87 224V223H86ZM119 224V223H118ZM70 226V225H69ZM85 226V225H84ZM89 225L87 224V227H88ZM89 228V227H88ZM90 229V228H89ZM83 231V233H84V235L86 236V237H88L87 236V234L84 232L85 230H87V233L89 232V231H92V229L91 230H89L88 231V229H86V228H84L83 227V229H82ZM110 232V231H109ZM118 232H119V230H118ZM80 232H78V234H79ZM103 234V233H102ZM79 236H80V234H79ZM85 236H83L84 238H85ZM93 234L91 235V238H93ZM105 236V235H104ZM196 236H198V235H196ZM83 237H82V240H83ZM95 237V236H94ZM79 238H81V237H79ZM102 237H100L98 240H100L101 241V243H98V245L95 247L94 246V248H96V250H97V255L94 257V259L96 258V257H98L99 256V260H94V261H99L98 262V264H108V262H110V260H113V258H114V260L112 261V262H110L111 264H114L116 261L118 262H116L117 264H119V263H122L123 262V260L121 259L122 258V256H120L118 253L117 254H115L116 256H113V251L112 250H110L111 248H110V243L106 240V239H104V238H102ZM107 238H109V237H107ZM78 239V238H77ZM76 240V239H75ZM79 240V239H78ZM81 240V241H82ZM94 240V239H93ZM92 240V241H93ZM85 241V240H84ZM97 241V240H96ZM115 241V240H114ZM69 242V241H68ZM94 242V241H93ZM85 243V242H84ZM84 243L82 242V243H80V244H83L84 245ZM94 243H96V242H94ZM93 243V244H94ZM76 244V243H75ZM73 245H74V243H73ZM77 245V244H76ZM67 246V245H66ZM79 246V245H78ZM121 246V245H120ZM74 247V246H73ZM83 247V246H82ZM87 247V246H86ZM85 247V245H84V247H83V251H85L87 248ZM67 248H68V246H67ZM78 248V247H77ZM93 248V247H92ZM124 248V247H123ZM161 248H162V246H161ZM69 250H72V249H69ZM73 250H74V248H73ZM80 250V249H79ZM89 250V249H88ZM80 252V251H79ZM86 252V251H85ZM90 251H87V253H89ZM95 252V251H94ZM69 255H71V256H73L72 254H73V251H72V253H71V251L70 252H67ZM76 254V253H75ZM83 254V253H82ZM94 254V253H93ZM95 254H96V252H95ZM94 254V255H95ZM130 254V253H129ZM78 255H80V253L78 254ZM120 256L119 258H118V256ZM122 255V254H121ZM66 257V256H65ZM70 257V256H69ZM78 257V256H77ZM77 257H76V259H77ZM82 257V256H81ZM72 259H73V257H71ZM75 258V257H74ZM115 258H118V260H115ZM66 259H67V257H66ZM69 259V258H68ZM82 259V258H81ZM80 259V260H81ZM97 259V258H96ZM120 259V260H119ZM126 259L127 258H125V260L124 261H126ZM71 260V259H70ZM84 260V259H83ZM72 261V260H71ZM76 261V260H75ZM120 261V262H119ZM93 262V261H92ZM130 262V261H129ZM66 263V262H65ZM68 263V262H67ZM96 263V262H95ZM109 263V264H110ZM125 263V262H124ZM123 263V264H124ZM126 263H127V261H126ZM125 263V264H126ZM79 264H81V262L79 263ZM83 264H86L85 263V261H84V263ZM91 264V263H90ZM94 264V263H93Z\"/></svg>",
	"mask_w": 264,
	"mask_h": 264
}]
</instances>
